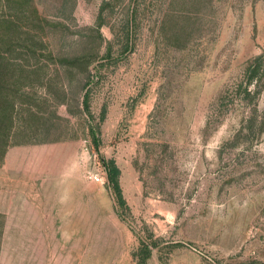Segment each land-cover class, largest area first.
Listing matches in <instances>:
<instances>
[{
    "label": "rangeland",
    "instance_id": "obj_1",
    "mask_svg": "<svg viewBox=\"0 0 264 264\" xmlns=\"http://www.w3.org/2000/svg\"><path fill=\"white\" fill-rule=\"evenodd\" d=\"M148 235L146 264H264V0H0V264Z\"/></svg>",
    "mask_w": 264,
    "mask_h": 264
},
{
    "label": "trees",
    "instance_id": "obj_2",
    "mask_svg": "<svg viewBox=\"0 0 264 264\" xmlns=\"http://www.w3.org/2000/svg\"><path fill=\"white\" fill-rule=\"evenodd\" d=\"M260 56L255 58L252 64H249L245 68V79L248 83H253L255 86H257V83L259 81V62ZM244 94L249 95V91L244 88ZM105 175L107 179V183L113 193L115 203L117 207H125L124 200L121 195L120 187L118 184V168L115 166L114 162L109 159L105 163ZM156 246L155 240L151 238V236H147L145 238L139 239L138 246L136 250L132 253V257L134 259V264H146V260L151 254V249Z\"/></svg>",
    "mask_w": 264,
    "mask_h": 264
},
{
    "label": "built area",
    "instance_id": "obj_3",
    "mask_svg": "<svg viewBox=\"0 0 264 264\" xmlns=\"http://www.w3.org/2000/svg\"><path fill=\"white\" fill-rule=\"evenodd\" d=\"M88 179L91 182L102 184L104 182V177L102 173L93 172L88 175Z\"/></svg>",
    "mask_w": 264,
    "mask_h": 264
}]
</instances>
